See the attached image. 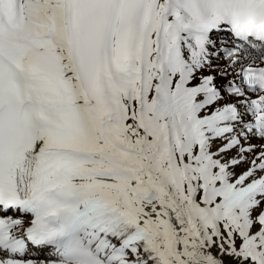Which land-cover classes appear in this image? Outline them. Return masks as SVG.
<instances>
[{
	"label": "snow or ice",
	"instance_id": "obj_1",
	"mask_svg": "<svg viewBox=\"0 0 264 264\" xmlns=\"http://www.w3.org/2000/svg\"><path fill=\"white\" fill-rule=\"evenodd\" d=\"M0 264H264V0H0Z\"/></svg>",
	"mask_w": 264,
	"mask_h": 264
}]
</instances>
